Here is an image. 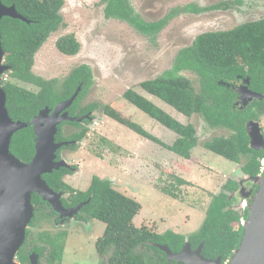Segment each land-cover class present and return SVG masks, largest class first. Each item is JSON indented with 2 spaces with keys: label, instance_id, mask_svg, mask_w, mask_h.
Masks as SVG:
<instances>
[{
  "label": "trees",
  "instance_id": "16d2710c",
  "mask_svg": "<svg viewBox=\"0 0 264 264\" xmlns=\"http://www.w3.org/2000/svg\"><path fill=\"white\" fill-rule=\"evenodd\" d=\"M9 7L15 6L16 11L26 18L30 24L10 18L0 21L1 47L4 53L5 65L10 69L6 73L11 80L31 85L37 92L28 91L12 84L10 80H2L0 85L6 95V109L12 121L29 123L44 107L52 110L58 103L69 99L80 87L73 104L67 109L70 117H77L97 109L90 105L78 110V104L93 84L92 72L88 66L74 69L63 81L61 89H55L56 80H44L32 73L34 57L49 36L59 28L64 27L60 11L64 0H0ZM104 17L113 18L132 27L138 34L149 40L166 26L168 21L181 12L192 10L200 14L218 10V6L207 8L175 9L163 19L145 22L138 15L129 0H102ZM226 7V5L224 6ZM55 48L64 56L72 57L79 53L80 44L74 35H66L55 42ZM184 72L192 73L198 79L196 92L191 82L184 77ZM249 78V90L264 94V19L238 26L225 32H210L198 35L192 44L181 49L173 60L169 70L164 71L153 80L139 84L144 94L156 98L171 107L186 118L200 115L210 128H222L231 132L229 137L213 138L205 142L203 148L229 162L239 164L241 158L246 163L241 172L248 177L260 174L264 151L255 152L249 148V139L245 125L248 121L258 122L259 116H264V102L253 101L245 109L239 110L236 104L238 95L233 89V83L238 79ZM122 98L131 106L154 120L176 135L172 145L162 143L156 137L149 135L139 125L124 117L110 106L102 108L103 114L119 125L126 127L136 135L163 147L184 160H189L191 151L197 146L196 131L191 124L182 125L151 101L133 90H127ZM70 125L80 128L68 138H63L61 128ZM55 142L73 140L80 142L85 138L87 130L81 129L77 123H67L58 126ZM264 137V133H263ZM34 135L31 126L15 133L11 139L10 152L21 162L27 164L34 155ZM103 141V140H102ZM60 149H74L73 146ZM75 168H73L74 170ZM72 175V169H60L42 178L56 193L67 195L63 201L66 208H72L80 203L85 205L75 215V220H95L105 225L102 235L95 242L98 256L103 257L111 252L107 264H148L146 258L135 254L138 248H145L157 257L159 264H178L167 262L165 255L156 245L167 246L172 253H178L188 240L192 249L203 244L202 255L214 260L221 258V264H226L238 248L243 228L241 220L248 215L247 209L235 207V198L231 194L238 190L235 180H228L223 185V191L214 196L205 212L204 220L197 232L185 238L172 231L157 234L144 226L137 228L133 220L141 211V205L112 188L109 180L96 176L91 178L85 191H76L68 186L64 177ZM178 186L188 182L175 178ZM164 194L176 199V195L164 189ZM31 203L34 215L29 224L35 225L41 213H46L45 219H55L56 214L35 194ZM31 237L26 230L25 241L17 253L21 264H29L32 253L38 255L39 262L44 253L47 264H61L65 249L67 234L60 232L51 236L44 232L38 234L39 244H34L27 252L24 246ZM40 242L43 245H40Z\"/></svg>",
  "mask_w": 264,
  "mask_h": 264
},
{
  "label": "rangeland",
  "instance_id": "374dc122",
  "mask_svg": "<svg viewBox=\"0 0 264 264\" xmlns=\"http://www.w3.org/2000/svg\"><path fill=\"white\" fill-rule=\"evenodd\" d=\"M134 11L145 22H157L174 8H207L218 10L196 14L192 10L173 17L153 40L135 33L129 25L104 17L102 0H64L60 11L64 27L51 34L34 57L32 73L44 80H56L59 91L71 72L88 66L93 84L78 104V109L96 105L82 141L72 150H62L61 159L70 168L72 175L63 181L76 191L88 189L91 178L96 176L109 180L112 188L137 201L141 211L134 218V225L146 227L157 234L172 231L188 238L201 227L205 212L212 198L223 191L228 180L241 179L250 182L241 173L246 163L229 162L203 148L213 138L229 137L231 132L222 128H210L200 115L186 118L139 88L169 70L177 53L189 47L200 34L225 32L243 24L264 19V0H129ZM226 5V7H224ZM66 35H74L80 44L77 55L68 57L59 53L55 42ZM197 92L199 85L195 75L182 74ZM19 88L37 92V88L11 80ZM127 90H133L162 109L182 125L191 124L196 131L197 146L189 160L150 142L126 127L106 117L102 108L110 106L131 122L139 125L149 135L165 145H172L176 135L148 116L129 105L123 98ZM237 91V88H234ZM240 105L238 104L237 107ZM262 121V119H261ZM264 128V121L261 122ZM80 130L63 126L62 134L69 137ZM103 140V141H102ZM244 177V179H243ZM175 178L188 182L178 186ZM255 185V184H254ZM241 186V184H240ZM243 188V186L241 187ZM167 189L176 199L163 193ZM254 194V193H253ZM236 210L244 199L238 193L231 194ZM41 216L33 227H28L31 237L24 246L27 252L39 244L38 234L65 232L67 238L61 264H107L111 252L103 257L97 255L95 242L102 235L105 225L95 220L76 221L69 219L55 224L53 218ZM55 224V225H54ZM40 245H43L40 242ZM48 251L41 264H47ZM135 254L147 259L148 264H159L153 252L138 248Z\"/></svg>",
  "mask_w": 264,
  "mask_h": 264
},
{
  "label": "water",
  "instance_id": "95a60500",
  "mask_svg": "<svg viewBox=\"0 0 264 264\" xmlns=\"http://www.w3.org/2000/svg\"><path fill=\"white\" fill-rule=\"evenodd\" d=\"M3 18L18 20L26 24L30 22L20 15L14 5L4 6L0 1V21ZM5 65L0 35V83L9 71ZM249 78L242 79L237 87L236 106L243 110L252 101L264 102V94L249 90ZM80 87L73 95L58 103L52 110L44 107L29 122L12 121L6 109V95L0 85V264H20L17 253L25 241L26 230L34 215L31 203L32 195H37L57 214L59 219H73L75 215L89 203H80L65 209L62 205L61 193L54 192L43 180L44 175L53 171L70 169L64 160L56 161V152L68 144L74 146L78 142H55L57 128L62 123H81L92 114L72 118L66 110L73 104ZM31 126L34 139V155L27 164L21 162L10 152L11 139L18 131ZM249 148L255 152L264 151V137L258 122L248 121L245 125ZM246 179L256 185L252 196L250 192L243 194L245 188L238 191L242 199H248L247 218L242 221L243 234L238 248L226 264H264V159L261 161L260 174ZM63 221L60 222V224ZM167 262L178 264H221V258L207 259L202 255L203 244L192 249L188 240L178 253H172L167 246L156 245ZM29 264H39L38 255L30 254Z\"/></svg>",
  "mask_w": 264,
  "mask_h": 264
},
{
  "label": "flooded vegetation",
  "instance_id": "af4514ba",
  "mask_svg": "<svg viewBox=\"0 0 264 264\" xmlns=\"http://www.w3.org/2000/svg\"><path fill=\"white\" fill-rule=\"evenodd\" d=\"M175 9H183V8H174V9H172V10H175ZM171 10V11H172ZM170 11V12H171ZM216 11V10H215ZM169 12V13H170ZM168 13V14H169ZM182 13V12H181ZM167 15V14H166ZM165 15V16H166ZM164 16V17H165ZM163 17V18H164ZM162 18V19H163ZM110 19H113V18H110ZM169 22V21H168ZM147 23H150V22H147ZM154 23V22H153ZM130 27V26H129ZM132 28V27H131ZM133 29V28H132ZM133 31L135 32V33H137L134 29H133ZM138 34V33H137ZM140 35V34H139ZM142 36V35H141ZM144 37V36H143ZM147 39V38H146ZM241 83H242V79L241 78H239L238 79V82H234L233 83V87L234 88H237L238 86H240L241 85ZM92 87V86H91ZM90 87V88H91ZM78 88V87H77ZM76 88V89H77ZM233 88V89H234ZM76 91V90H75ZM236 92V91H235ZM238 98V97H237ZM237 102V101H236ZM253 102V101H252ZM252 102H250L249 104H251ZM248 104V105H249ZM247 105V106H248ZM236 108H238L236 105H234ZM83 109V108H82ZM78 110H81V109H78ZM66 112H67V110H66ZM94 112V111H93ZM93 112H88V113H86V114H83V115H80V116H77V117H72V118H79V117H83V116H85V115H87V114H93ZM68 113V112H67ZM68 116H69V113H68ZM92 116V115H91ZM91 116L89 117V119H84V120H82V122L81 123H77V124H79L80 126H81V129L83 128V127H85V126H87L90 122H92V118H91ZM70 117V116H69ZM259 121H258V123H259V125H260V128H261V133H262V135H263V133H264V128H263V126L261 125V122L262 121H264V116H259ZM261 119H262V121H261ZM62 124H67V123H62ZM61 125V124H60ZM65 126V125H64ZM68 126H70V125H68ZM72 127V126H71ZM63 128V127H62ZM62 128H61V133H62ZM58 129V128H57ZM79 130H80V128H78ZM57 132H58V130H57ZM57 135V134H56ZM62 137L63 138H66V137H64L63 136V134H62ZM68 138V137H67ZM75 141H73V140H68L67 141V143H74ZM79 143V142H78ZM71 144H68L65 148H67L68 146H70ZM74 147V146H73ZM64 150V149H63ZM67 150V149H66ZM61 151H62V149H59L57 152H56V161H59V160H61V156H60V153H61ZM70 169H72V171H73V168H70ZM73 173V172H72ZM242 173V172H241ZM243 174V173H242ZM244 175V174H243ZM245 177H248V176H246V175H244ZM243 179H244V177H243ZM236 182H237V184H238V190L236 191L237 193H238V191L240 190V188L243 186V188H245V191L243 192V194H246V193H248V192H250V196H252L253 195V193L255 192V190H256V185H254L252 182H244V180H242V178L240 179H237V180H235ZM240 184H241V186H240ZM235 192V193H236ZM62 194V193H61ZM63 195V197H62V199H61V202H62V205H63V201L67 198V195H65V194H62ZM238 196H239V194H238ZM237 201V200H236ZM249 204V201H248V199H244L243 200V202L241 203V205H240V208H244V209H246V206ZM63 207L65 208V209H69V207L68 208H66L64 205H63ZM71 208V207H70ZM56 218H57V222L55 221V219H53L54 220V223L55 224H60V222L61 221H65V222H68L69 221V219H59V217L57 216V214H56ZM74 219V218H73ZM75 220V219H74ZM76 221H81V220H76ZM84 222V221H83ZM54 224V225H55ZM21 264V263H20ZM39 264H41V261L39 262ZM101 264V263H100Z\"/></svg>",
  "mask_w": 264,
  "mask_h": 264
},
{
  "label": "built area",
  "instance_id": "2783aa9c",
  "mask_svg": "<svg viewBox=\"0 0 264 264\" xmlns=\"http://www.w3.org/2000/svg\"><path fill=\"white\" fill-rule=\"evenodd\" d=\"M244 209V208H243ZM243 220H241V223H242Z\"/></svg>",
  "mask_w": 264,
  "mask_h": 264
},
{
  "label": "bare ground",
  "instance_id": "6f19581e",
  "mask_svg": "<svg viewBox=\"0 0 264 264\" xmlns=\"http://www.w3.org/2000/svg\"><path fill=\"white\" fill-rule=\"evenodd\" d=\"M243 202V201H242Z\"/></svg>",
  "mask_w": 264,
  "mask_h": 264
}]
</instances>
